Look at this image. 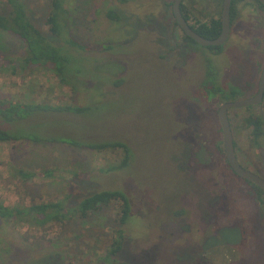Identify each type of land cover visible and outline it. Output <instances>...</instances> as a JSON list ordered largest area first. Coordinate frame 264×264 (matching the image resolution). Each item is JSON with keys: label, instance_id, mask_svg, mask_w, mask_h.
Wrapping results in <instances>:
<instances>
[{"label": "rangeland", "instance_id": "obj_1", "mask_svg": "<svg viewBox=\"0 0 264 264\" xmlns=\"http://www.w3.org/2000/svg\"><path fill=\"white\" fill-rule=\"evenodd\" d=\"M173 1L67 0L70 32L64 29L63 39L71 35L86 46L83 53L78 48L71 51L73 68L80 75L69 79L75 77L73 83L78 86L85 81L77 90L73 84L61 85L57 75L44 67L14 68L9 56L17 60L24 55V43L9 32L0 33V101L84 107L83 112H33L12 131L42 139L123 141L132 151L124 164L121 148L98 151L65 142H0L1 201L11 207L63 201L71 207L92 192L120 189L134 207L127 223L119 220V201L102 205L85 218L66 209L61 222L41 226L0 218V264H163L162 257L168 254L159 238L174 224H167L170 211L166 209L186 198L185 202L190 199L198 205L199 215H191L192 222L210 213L206 205L216 202L219 189L208 195L203 185L207 169L187 172L184 167L207 162L208 152L216 151L210 138L220 131L218 109L225 101L214 100L212 93L209 101L198 91L207 71L213 84L234 91L226 101L256 92L264 62V48L258 44L264 28L257 13L248 12L240 2L242 25L235 26L221 52L195 44L189 54L171 52L168 57L166 29L168 21H173ZM25 2L32 21L49 34L46 19L52 0ZM6 4L0 0V11H8ZM111 5L120 21L113 23L107 17ZM222 5L223 0H208L203 19L219 15ZM55 42L63 44L59 37ZM248 107L229 110L236 149L246 166L256 165V172L264 176V137L254 141L251 127L244 124L250 114L264 117V100ZM196 132L203 134V144L209 140L207 148L195 142L190 148ZM220 159L224 161L218 152L212 155L215 168L223 165ZM44 169L53 170V175L44 177ZM20 170L32 176L26 180ZM220 175L218 171V179L224 180L225 175ZM234 181L240 180L234 177ZM239 187L233 189L229 201L236 204L232 212L239 214L237 222L247 229L246 245L243 251L240 246L236 252L228 251L231 260L223 257L216 264H264L262 210L251 190L245 193ZM203 234L209 235L207 244L214 243L209 231ZM219 236L234 241L241 237L237 226L219 228ZM119 239L122 249L115 262L108 251ZM195 240L196 234L190 232L189 242L178 238L175 250H185V243L195 245ZM149 245L158 253L148 252Z\"/></svg>", "mask_w": 264, "mask_h": 264}, {"label": "trees", "instance_id": "obj_2", "mask_svg": "<svg viewBox=\"0 0 264 264\" xmlns=\"http://www.w3.org/2000/svg\"><path fill=\"white\" fill-rule=\"evenodd\" d=\"M66 1L67 0H52V8L46 19V23L49 25L50 31V33L47 34L32 21L28 14L27 3L25 0H6L8 11H0V33L9 32L24 43V55L18 56V58H16L17 60H14L15 58L9 56L8 61L9 63L11 62V64H13L14 68H27L31 66L44 67L53 71L57 75L61 85L73 84L74 90H77L78 88L83 87L85 81L83 80L81 86L73 83V78L79 76L80 72L73 68L75 57L73 55L74 53L71 51L72 49L76 50V48H78L83 53L86 46L73 38L71 35L68 39H63L64 29L67 30V32H70L69 22L71 20L70 11L64 7ZM236 2H238V0H232V19H234V3ZM106 15L113 23L117 20H121V16L112 5L107 9ZM195 30L206 38H216L222 31L221 20L219 18H213L207 23H200L199 26L195 28ZM57 37L63 40V44H58L55 42ZM186 38L191 42V44L199 45L190 36L186 35ZM106 47L109 48V46ZM207 47H210L211 50H215L217 52H221L222 50V46ZM208 74L209 73H207V76L210 77ZM70 76H75L71 78L72 81L69 79ZM208 77H206L205 81L203 82V87L198 91L205 99L209 100L208 95L210 93L215 96L214 100L217 99L226 101L229 97H232L230 93H233V90V92H230V89L222 86L220 83L213 84ZM116 83L117 82H115V84ZM51 109H58L60 111L67 112L72 110L83 112L84 107L77 105L51 106L41 103L0 101V142H13L18 140L33 142H65L75 147H86L88 149L98 151L121 148L124 153V164L129 161L132 152L131 147L123 141L87 142L70 138L57 140L42 139L39 136L32 137L24 133L17 134L12 131L11 127L20 122L27 121L29 115H31L33 112ZM244 124L251 127V135L253 136L254 141L259 142L262 140L261 135L264 134L263 116L250 114L244 118ZM220 150L223 154L225 164L230 167L224 153V148L220 147ZM53 173L54 172L51 169H44L43 171L44 177H50L53 175ZM233 173L235 174V172ZM20 175L27 180L32 176V173L23 172L20 170ZM111 201H119L121 203L119 220L122 223H127L134 207L129 200L128 194L120 189L92 192L91 194L83 197L76 206L71 207L66 206L63 201L35 203L30 206L23 207L18 205L11 207L3 203L0 199V218L4 220L14 219L19 222L26 220L24 222L41 226L55 220L61 222V215L67 214V212L63 213V211L66 209L68 212L70 211L69 209H71L73 213L85 218L91 212L98 210L102 205L109 204ZM120 238H122V233ZM111 246L112 248L108 251V256L112 257V259L116 262L118 261L119 252L122 249V240H115Z\"/></svg>", "mask_w": 264, "mask_h": 264}, {"label": "flooded vegetation", "instance_id": "obj_3", "mask_svg": "<svg viewBox=\"0 0 264 264\" xmlns=\"http://www.w3.org/2000/svg\"><path fill=\"white\" fill-rule=\"evenodd\" d=\"M240 2L245 4V6L242 8H246L248 12L253 13L254 11L257 13V17L259 18V20L257 21H259V24L262 23L263 27L261 26L260 27L264 28V4L259 0L256 1L238 0V2L234 3L235 6L234 19H232V10H231V31L227 40H229L230 37L232 36V32L234 31L235 26L237 27V25H242L241 18H239L240 14L237 9L238 8L237 4ZM206 7H208V0H183L181 6L182 14L187 20L188 24L194 30L199 26L200 23L203 22L207 23L213 18H219L221 20L222 9L219 15H217L216 17L211 16L209 20L203 19L202 13H205L204 10L206 9ZM171 8H172L171 15L173 17V21H168V27L166 29L167 41L165 43V51L167 52L168 57L170 56L169 54L171 52H179V53L185 51L192 52L193 51L192 47L194 46V44H191V42L186 38L187 34L178 23L173 11V7ZM206 10H209V7ZM168 20H170L169 16H168ZM179 31L181 33H179ZM251 39L255 40V38H251ZM258 44L264 48V34L262 38L259 40ZM223 46L224 45H222V47ZM263 65L264 62L262 63L261 69H263ZM261 73L262 70H260V77H261ZM206 77H208L207 72L205 74V78L203 82L205 81ZM259 82L260 79L257 80L256 82L257 84H255L257 90L259 87ZM256 92H253L251 95L247 97L253 96ZM218 120H219L220 131L216 134H213L210 140L213 139L212 141L215 147L214 150H216L218 154H220V156L224 158L220 150V147L224 148V143H223V131L219 116H218ZM199 124L196 123L195 125H197L198 127ZM202 135L203 134H201V132L194 133V141L188 143V145H190V148L193 146V142H195V146H204L203 148H207V146H209V140L205 141L206 143L204 144L202 143L204 140L202 138ZM261 137H264V134L261 135ZM235 147H236V143H235ZM216 151L208 152L210 159H207V162H201L198 160L199 161L198 165L193 164L192 166V164L191 165L189 164L188 167L183 166L185 170H187V172H190L194 168L195 169L206 168L208 173H207V177H203L204 190L208 195H210L212 193H217V190L219 189V193L217 197L218 199L216 200L215 203L213 202L207 203L206 207L208 208L210 213L208 214L207 217L203 218L202 220L199 219V222L196 223L191 221L190 216L192 215V217H194V215L196 214L197 216L199 215L198 205H196V203L190 199L185 202L186 198H184L182 201L178 203H174L172 206L166 209L170 211L167 218V224L169 222H173L174 224L169 225L167 235L164 234L162 238H159L160 245L163 246V250L168 254L167 257L163 255L162 258L165 259L162 260L163 264H216L218 260L223 257H224L223 260L225 261H229L232 259L233 256L230 257L228 251L236 252L239 246L242 248L243 251L247 241V237L245 235L247 233V229L243 228L244 223L240 224L237 222L239 218V214L232 212V209L233 207H235L236 204L232 200L229 201V198L231 199V196L233 195L232 192L233 189L237 188V186L239 185H240L239 188L245 193L246 192L249 193L248 191L251 190L252 193L250 194L253 195L254 199H256L257 202L259 203L260 209L262 210L261 216L264 218V192L261 191L262 189L259 186H257L255 183L245 178L239 177L237 173L234 174L233 173L234 170L231 168V166L228 167L225 164V160L223 161V159H220L221 161H223V165L219 168H215V166H213L212 164V155L217 153ZM224 153H225V149H224ZM236 155L244 167L262 176L260 173L256 172L258 170L256 165H251V167H248L241 161L237 149H236ZM215 169H216V174L212 175ZM218 171L222 172L223 174L220 175V177L225 175L224 180L218 179L219 177ZM234 177L236 179H239L240 181H234ZM262 177L264 178V176ZM229 195L230 197H228ZM240 217L245 218L243 219L244 222L247 221L246 220L247 217L246 216L244 217V214L243 216ZM234 219H236L235 222ZM182 222L184 223V226L182 225ZM176 225H179L180 229L179 228L176 229L175 228ZM223 226L226 227L237 226V230L240 233L241 237L237 241H234V239L231 240L229 238H223L219 236V228H222ZM203 230L209 231L211 233V236L215 238L214 243L207 244L209 235L208 236L204 235ZM190 232L192 234H196L195 245L185 243V250H181L177 252V250H175V242L178 240V238H181L182 241L189 242ZM199 236L201 237V239L199 238ZM229 246L231 247L229 248ZM221 248H225V249L223 250ZM223 251H225V255L222 254ZM148 252L154 253L156 251L152 245H149Z\"/></svg>", "mask_w": 264, "mask_h": 264}, {"label": "water", "instance_id": "obj_4", "mask_svg": "<svg viewBox=\"0 0 264 264\" xmlns=\"http://www.w3.org/2000/svg\"><path fill=\"white\" fill-rule=\"evenodd\" d=\"M259 1L264 4V0H259ZM182 2L183 0H174L172 7L177 21L182 27V29L185 31V33L202 46L224 45L231 31L232 0H223L222 15H221L222 31L218 37L213 39H209L202 36L188 24L187 20L182 14V8H181ZM263 100H264V65H263L257 92L251 97L223 102L219 106L218 116L223 131V143H224L225 155L231 168L240 177L255 183L264 192V178L259 174L253 172L252 170L244 167L236 155L233 129L229 118L230 109L258 105Z\"/></svg>", "mask_w": 264, "mask_h": 264}]
</instances>
